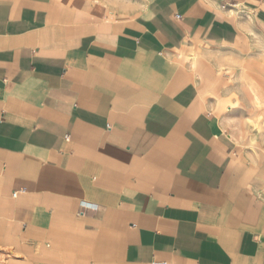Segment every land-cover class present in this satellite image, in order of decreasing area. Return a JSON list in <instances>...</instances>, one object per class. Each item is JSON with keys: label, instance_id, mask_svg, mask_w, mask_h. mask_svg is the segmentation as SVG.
<instances>
[{"label": "crops", "instance_id": "obj_1", "mask_svg": "<svg viewBox=\"0 0 264 264\" xmlns=\"http://www.w3.org/2000/svg\"><path fill=\"white\" fill-rule=\"evenodd\" d=\"M246 64L264 0H0V264H264Z\"/></svg>", "mask_w": 264, "mask_h": 264}, {"label": "rangeland", "instance_id": "obj_2", "mask_svg": "<svg viewBox=\"0 0 264 264\" xmlns=\"http://www.w3.org/2000/svg\"><path fill=\"white\" fill-rule=\"evenodd\" d=\"M196 58V57H195ZM249 66V77L259 86H264V78L261 76V67ZM193 67L196 70L198 62H193ZM250 108L244 104L230 112L224 110L223 117L225 130L233 136L235 141L241 144L244 149H252L255 152L258 161L264 165V110L262 105L256 104L257 107L251 106V99L249 100ZM238 106V105H236Z\"/></svg>", "mask_w": 264, "mask_h": 264}, {"label": "bare ground", "instance_id": "obj_3", "mask_svg": "<svg viewBox=\"0 0 264 264\" xmlns=\"http://www.w3.org/2000/svg\"><path fill=\"white\" fill-rule=\"evenodd\" d=\"M241 82L244 84L246 82V78L245 77H242L241 78ZM248 90H249V93L248 94H249L250 99H251V106L253 108H255V107H257L256 104L262 105V102H261L258 94L255 92V89L251 85H248Z\"/></svg>", "mask_w": 264, "mask_h": 264}, {"label": "built area", "instance_id": "obj_4", "mask_svg": "<svg viewBox=\"0 0 264 264\" xmlns=\"http://www.w3.org/2000/svg\"><path fill=\"white\" fill-rule=\"evenodd\" d=\"M176 18H179V17L177 16ZM16 195H17V194H16V193H14L12 196H13V197H15Z\"/></svg>", "mask_w": 264, "mask_h": 264}]
</instances>
